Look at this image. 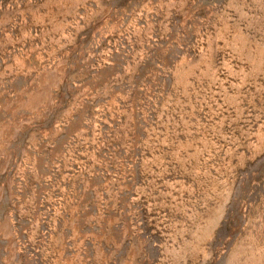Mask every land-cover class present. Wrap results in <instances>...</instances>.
<instances>
[{
    "label": "rangeland",
    "instance_id": "1",
    "mask_svg": "<svg viewBox=\"0 0 264 264\" xmlns=\"http://www.w3.org/2000/svg\"><path fill=\"white\" fill-rule=\"evenodd\" d=\"M0 264H264V0H0Z\"/></svg>",
    "mask_w": 264,
    "mask_h": 264
}]
</instances>
